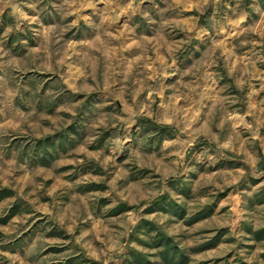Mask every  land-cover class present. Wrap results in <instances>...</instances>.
Wrapping results in <instances>:
<instances>
[{"label": "clouds", "instance_id": "clouds-1", "mask_svg": "<svg viewBox=\"0 0 264 264\" xmlns=\"http://www.w3.org/2000/svg\"><path fill=\"white\" fill-rule=\"evenodd\" d=\"M0 198V264H264V0H0Z\"/></svg>", "mask_w": 264, "mask_h": 264}, {"label": "rangeland", "instance_id": "rangeland-1", "mask_svg": "<svg viewBox=\"0 0 264 264\" xmlns=\"http://www.w3.org/2000/svg\"><path fill=\"white\" fill-rule=\"evenodd\" d=\"M53 187H54V186H53ZM3 197H4V198L7 197V193H6V192L3 193ZM0 203H2V198H0ZM212 250H213V248H211V247H205V248L203 249V251H205V252H210V251H212ZM173 264H181V258H180V257H177V259L173 261Z\"/></svg>", "mask_w": 264, "mask_h": 264}]
</instances>
